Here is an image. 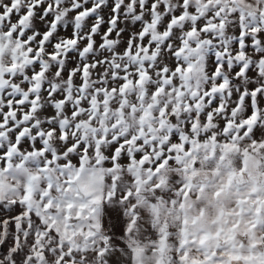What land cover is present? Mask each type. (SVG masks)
<instances>
[{"label":"snow or ice","instance_id":"6c2138e0","mask_svg":"<svg viewBox=\"0 0 264 264\" xmlns=\"http://www.w3.org/2000/svg\"><path fill=\"white\" fill-rule=\"evenodd\" d=\"M0 264H264V0H0Z\"/></svg>","mask_w":264,"mask_h":264}]
</instances>
